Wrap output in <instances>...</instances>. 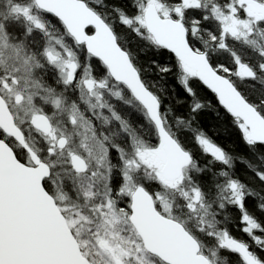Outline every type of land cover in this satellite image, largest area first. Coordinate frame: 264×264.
<instances>
[{
    "label": "snow or ice",
    "instance_id": "6c2138e0",
    "mask_svg": "<svg viewBox=\"0 0 264 264\" xmlns=\"http://www.w3.org/2000/svg\"><path fill=\"white\" fill-rule=\"evenodd\" d=\"M101 4L0 0V264H264V0ZM122 30L167 54L187 115ZM206 107L247 153L199 127Z\"/></svg>",
    "mask_w": 264,
    "mask_h": 264
},
{
    "label": "trees",
    "instance_id": "16d2710c",
    "mask_svg": "<svg viewBox=\"0 0 264 264\" xmlns=\"http://www.w3.org/2000/svg\"><path fill=\"white\" fill-rule=\"evenodd\" d=\"M128 3V0H102L100 7L101 11H111L113 5L116 6H125ZM107 6V7H106ZM125 38L128 41V46L131 47L132 51L137 54L138 63L143 70L144 77L151 81L155 82L158 88H162L161 97L163 100V106L165 107L171 103L174 108L175 113L187 115V110L189 108L188 101L192 100V97H189L184 91L182 86L177 82L176 78L170 74L160 73L156 65L152 63L157 61L160 64H164L167 61L166 53H157L155 50L149 48L144 44L143 41L139 40L134 33L129 30H122ZM141 49H145L141 51ZM83 55V53H82ZM105 70L102 66L97 67L98 74H103ZM175 90V96L185 99V103L177 105L175 99L173 98ZM126 97L131 98V94L127 91L125 92ZM197 95L200 99H207L210 97V94L206 96L199 89ZM213 103H215L214 98ZM118 110L125 116L129 117L134 123L143 124L144 128L151 133V127L145 122L142 112L139 109V106L136 102H133L131 105H126L120 101H116ZM198 125L200 128L208 132L209 135L213 136L219 143L223 144L225 147L228 145L235 144L236 151L247 153L248 149L240 140L239 134L230 123V119L224 114L223 110L220 109V114L218 115L216 110L211 107H206L201 110L197 116ZM181 138L188 142L191 146L194 147L191 143L192 134L188 131H181ZM232 151L233 149H229ZM199 156V152L196 153ZM244 166L238 165V171ZM218 264H224L223 258L218 261Z\"/></svg>",
    "mask_w": 264,
    "mask_h": 264
},
{
    "label": "flooded vegetation",
    "instance_id": "af4514ba",
    "mask_svg": "<svg viewBox=\"0 0 264 264\" xmlns=\"http://www.w3.org/2000/svg\"><path fill=\"white\" fill-rule=\"evenodd\" d=\"M82 57H83V55H82Z\"/></svg>",
    "mask_w": 264,
    "mask_h": 264
}]
</instances>
